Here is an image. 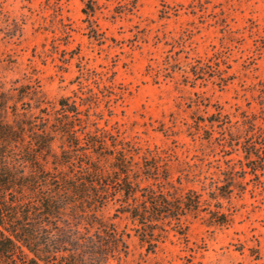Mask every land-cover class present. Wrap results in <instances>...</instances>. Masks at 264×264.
Segmentation results:
<instances>
[{"label": "rangeland", "instance_id": "obj_1", "mask_svg": "<svg viewBox=\"0 0 264 264\" xmlns=\"http://www.w3.org/2000/svg\"><path fill=\"white\" fill-rule=\"evenodd\" d=\"M83 6V0H0V83L38 85L50 103L91 95L102 124L144 150L226 167L218 133L210 143L212 133L198 135L196 123H207L219 107L232 118L238 109L259 112L264 0H100L93 30ZM208 60L231 77L226 87L194 81V67ZM209 166L207 183L218 173ZM258 180L247 176L224 202L229 225L191 218L187 239L170 233L155 253L113 206L101 217L129 235L124 264H264ZM184 186L201 191L200 183Z\"/></svg>", "mask_w": 264, "mask_h": 264}, {"label": "trees", "instance_id": "obj_2", "mask_svg": "<svg viewBox=\"0 0 264 264\" xmlns=\"http://www.w3.org/2000/svg\"><path fill=\"white\" fill-rule=\"evenodd\" d=\"M99 2L83 0L89 30ZM213 64L195 66L194 81L226 87L231 77ZM259 92L258 113L238 109L232 118L219 107L196 123L210 143L218 133L223 168L144 150L102 124L91 95L50 103L38 85L0 83V264H124L129 235L102 219L109 206L150 253L170 233L187 239L191 218L229 225L224 202L239 184L254 176L264 185V85ZM206 166L218 171L211 183Z\"/></svg>", "mask_w": 264, "mask_h": 264}]
</instances>
